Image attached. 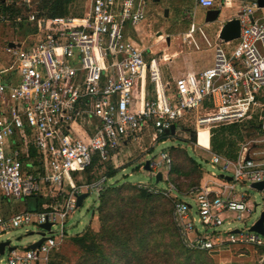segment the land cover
I'll return each mask as SVG.
<instances>
[{
  "label": "built area",
  "instance_id": "obj_1",
  "mask_svg": "<svg viewBox=\"0 0 264 264\" xmlns=\"http://www.w3.org/2000/svg\"><path fill=\"white\" fill-rule=\"evenodd\" d=\"M89 1L90 10L81 16L47 17L33 0H21L30 10L24 18L8 9L18 0H0V26L37 25L31 42L11 39L2 48L10 62L0 64V197L28 199L44 190L51 197L35 211L0 215V237L24 224L51 223L49 230L41 227L45 239L38 247L19 251L7 245V264H50L78 196H99L110 180L106 174L92 180L80 175L76 182L72 173L87 172L95 156L99 164L107 162L111 152L146 130L158 142L193 112L195 145L211 153L213 181L183 188L173 179L172 156L163 151L149 166L154 177L162 173L164 185H135L171 201L186 249L210 256L234 248L241 256L249 248L264 251V233L251 229L258 219L247 229L231 225L258 205L238 186L264 181V6L243 0L233 16L241 24L236 44L219 38L211 67L172 81L161 66L170 56L142 47L127 32L128 25L136 28L145 20L149 0ZM196 1L204 8L217 5ZM221 5L232 8L234 2ZM11 41L19 45L11 47ZM246 121H256L258 132L239 142L235 157L213 150L214 128ZM201 129L209 132L208 147L199 141ZM3 241L12 246L9 237Z\"/></svg>",
  "mask_w": 264,
  "mask_h": 264
},
{
  "label": "rangeland",
  "instance_id": "obj_2",
  "mask_svg": "<svg viewBox=\"0 0 264 264\" xmlns=\"http://www.w3.org/2000/svg\"><path fill=\"white\" fill-rule=\"evenodd\" d=\"M178 1L179 0H158L156 4H151L146 7V18L141 24H139L136 28L128 25L127 29L130 39L142 42L143 45L149 44L156 52L164 51L169 54L177 52L180 54L177 58H174L172 63H162L163 71L167 72L170 76H177L195 69L199 70V67L201 66H203V68L212 66L214 47L217 43H219V40L217 39V32L223 22L222 19L235 16L238 8L242 3H244L243 0H233L234 6L232 8L225 7L221 11L220 21L207 27L201 25V29L204 33L203 35L199 32V30L192 33L193 28L186 25V22L181 18L176 17L175 10L173 8H175L177 5L176 2ZM33 2L34 9L39 11V7L42 6L41 1L33 0ZM183 2L184 4L182 5L185 7V5H193L194 0H183ZM17 6H22L21 0H18ZM165 6L169 7L171 11V14L168 17H165L162 13V8ZM69 9L71 13H76V15H79L78 13L86 14L90 10V1L73 0V2L69 5ZM204 10L205 8H199V18L201 19H203ZM25 14L26 12L23 10V15ZM25 23L26 22L22 23L20 26L11 24L0 26V64L10 62V57L6 56L2 49L8 40H26L27 43L33 40V31L30 30L27 35L25 34L27 27V24L25 25ZM167 37H170L171 39L170 44L167 43ZM194 41L197 42V45ZM208 42H210L212 47L208 44ZM234 44H236V40L232 41V45ZM192 62L194 63L193 67H196L195 69L191 66ZM195 126V113H188L177 123L178 133L175 136L165 138L164 142L155 143L154 147H152L153 143L150 138L145 136H143L144 139H142L141 142L132 141L127 145L122 144L118 148L116 152L117 154H115L112 160L108 162L105 169H102L101 171V167H98L90 173L74 172L72 173L73 179L74 181L79 182L80 175H82L84 179L90 180L100 178L105 172L108 174V170L112 168V171H115L116 173L110 179V184L132 183L134 185L138 181L156 183L153 173L151 171L144 170L143 164L147 160L158 156L163 150L171 152L175 163L182 167L185 171H189L192 168V163L190 161L191 157L199 164L198 167L201 174L202 172L205 173V171L209 172L211 170L209 165L211 153L204 148L196 146L190 138V130H194ZM244 127V136L247 133L255 134L258 132V128H250L248 122L244 123ZM199 141L204 146H209L210 142L208 130L201 129L199 131ZM30 170L32 171L33 168H30ZM197 176H199V173L198 175L192 174L190 177L182 175L177 177V181L181 182L184 186H188L192 180L197 178ZM159 185L163 186L164 182L160 181ZM238 187L239 190L245 192L249 196L252 203H258L256 211L247 215L245 218L234 220L231 224L234 227L247 229L253 222L260 218L262 211H264V197L260 191L253 189L249 184ZM64 190L67 191L68 187ZM100 203V197L96 193L92 192L84 199L83 204L77 207L74 212L70 214L65 224L66 236L64 237L61 245H59L58 248L52 252L51 260L55 254H58V260H60L62 264H101V255L96 254L94 256H89V254H87L73 239L75 236L83 235L89 230L101 233L100 213L99 211L97 212ZM153 207L156 217L153 222V226H157L158 229L161 230L162 236H158L156 241L160 244V251L162 252L165 245H168L170 242L169 234L174 231L170 216V209H172V206L170 202H167L164 199L162 200V198H158L153 203ZM27 209L35 211V197H29L28 201H26V198L8 199L0 197V215L2 216L18 213ZM134 217L135 215L130 216L131 219ZM128 224L131 225V221H129ZM41 231V226L36 222H32L12 228L8 234L0 237V241L7 240L9 237L12 241V246L17 247L19 251H24L27 250L31 244L42 238V235L39 233ZM175 240H178L176 234ZM261 248L262 247H259V250ZM153 254L154 253H152V255ZM8 256V252L0 255V260H2L0 261V264H7ZM148 256H151V254H148ZM165 256L166 258L164 259L165 261L163 264H178V258L176 257L175 251H173L170 255ZM202 257L203 260H201V262H194L193 264H259V257L252 254L251 251L245 252L243 256L240 255L239 251H236V253L226 252L225 254L223 252V254L221 253L215 255V257L204 254ZM123 261L125 262L126 259L123 258Z\"/></svg>",
  "mask_w": 264,
  "mask_h": 264
},
{
  "label": "trees",
  "instance_id": "obj_3",
  "mask_svg": "<svg viewBox=\"0 0 264 264\" xmlns=\"http://www.w3.org/2000/svg\"><path fill=\"white\" fill-rule=\"evenodd\" d=\"M40 1L42 6L39 7V12L41 15L47 17L83 15V13H78L79 15H76V13L70 12L69 5L73 0ZM8 9L22 12V14L24 10L26 12V14L23 15L25 18L29 16L30 12V10L24 6H17L14 3H11ZM11 25L18 26V24ZM30 30L33 32L36 31L37 25L34 23L28 24L25 34L27 35ZM244 123L223 125L214 128L212 130V148L221 154L235 157L238 152V144L245 137ZM248 123L250 128L257 127L256 121ZM163 137L165 136H162L159 140H162ZM190 159L192 168L189 171H185L175 163L173 158L172 176L173 179L177 181V177L179 176L185 175L190 177L192 174L198 175L199 173V176L190 182L189 186H192L198 184L201 172L198 167L199 164L193 158L190 157ZM106 166V162L99 164V160L97 156H95L87 172L90 173L98 167H101L102 171ZM115 173L116 172L112 171V168H110L108 174L106 172L104 174L112 178ZM99 197L101 203L97 212L99 211L100 213L101 233L89 230L83 235L75 236L73 239L87 254H89V256H94L96 254L101 255V264H163L166 258L165 255H170L173 251H175L176 257L178 258V264L198 263L203 260L202 255L206 254L210 256L206 252L189 250L182 245L172 221V209H170V216L174 231L169 234V244L165 245L162 252L160 251V244H158L156 239L158 236L162 235L161 230H159L157 226H153V222L156 219L153 203L158 198H162V200L164 199L171 203L169 199L149 195L139 190L137 186L132 183H108ZM131 215H135V217L131 219ZM129 221H131V225L128 224ZM175 234L178 239L177 241L175 240ZM152 253L154 254L152 255ZM148 254H151V256H148ZM58 258V254H55L50 264H62ZM123 258L126 259L125 262Z\"/></svg>",
  "mask_w": 264,
  "mask_h": 264
},
{
  "label": "crops",
  "instance_id": "obj_4",
  "mask_svg": "<svg viewBox=\"0 0 264 264\" xmlns=\"http://www.w3.org/2000/svg\"><path fill=\"white\" fill-rule=\"evenodd\" d=\"M187 1H189V0H187ZM158 2V0H149V2L147 3V7L149 6V5H151V4H156ZM216 2H217V5L216 6H214V7H212V8H215L214 10H219L220 12L225 8V7H228V6H226V5H221V7L219 6V4H221V3H223V0H216ZM176 6H175V8H173L174 10H175V14H176V17L177 18H179L178 16H177V6H181V7H183L184 9H187V10H189L190 11V13L192 14V16H195L196 18H198L199 20H202L201 18H199V8L200 7H202V6H200L198 3H197V1L196 0H194V3H193V5L192 4H190L189 6L188 5H185V7H187V8H185L184 7V5H182V4H184V2H183V0L182 1H178V2H176ZM202 8H204V7H202ZM229 8V7H228ZM159 9V8H158ZM211 8H205V10H204V16H203V19L205 18L206 19V21H207V12L210 10ZM169 12V13H168ZM162 13L164 14V16L165 17H168L170 14H171V11H170V9H169V7H167V6H165V7H163L162 8ZM166 13H167V15H166ZM75 16V15H74ZM229 18H233V16H231V17H228L227 19H222V24H221V26L219 27L220 29H218V32H217V39L219 40V32H220V30H221V28H222V25L229 19ZM220 19V14H219V17H218V19H217V22L218 21H220L219 20ZM216 21V20H215ZM209 22V21H208ZM193 28V27H192ZM196 30H199V32L201 33V34H203L204 35V33H203V31H202V29L201 28H197V29H195V30H193L192 31V33H195L196 32ZM191 33V34H192ZM168 38H170V37H167V43L168 44H170V42H171V39L168 41ZM238 39V38H237ZM132 40V39H131ZM132 41H134L135 43H137V44H140L142 47H147L148 49H150V50H152L153 52H155V53H166V54H168L169 56H170V60H167V61H161V66H162V63H164V62H167V63H172L173 62V60H174V58H177L180 54L179 53H177V52H175V53H173V54H169V53H167V52H164V51H162V52H156L153 48H152V46L151 45H149V44H147V45H143V43L142 42H139V41H136L135 39H133ZM145 42V41H144ZM194 43L197 45V42L196 41H194ZM208 44L212 47V45L210 44V42H208ZM198 47V46H197ZM196 47V48H197ZM215 50V49H214ZM191 63V62H190ZM213 63H214V58H213ZM213 65V64H212ZM192 68H194L193 66H194V63L192 62ZM211 67V66H210ZM196 68V67H195ZM194 68V69H195ZM200 69L199 70H193V71H187V72H184V73H182V74H180V75H177V76H170L169 74H167V72H164L163 71V69H162V71H163V75L166 77V76H168V77H166V78H168V79H171L172 81L173 80H175L176 78H178V77H180V76H182V75H184V74H186V73H190V72H199V71H201V70H204L206 67H204L203 68V66H201V67H199ZM208 68V67H207ZM176 126V132L174 133V134H172L171 132H168L166 135H165V137H163V139L162 140H159L158 142H164V139L165 138H167V137H169V136H175L178 132V130H177V124L175 125ZM194 131H195V129H194ZM256 134V133H255ZM255 134H251V133H247L246 135H245V137L241 140V141H243V140H245L248 136H253V135H255ZM143 136H145V137H149L150 138V140H151V142L153 143V146L152 147H154V145H155V143H158V142H154L153 141V135H152V130L150 129V130H146L142 135H141V138L139 139V140H131V141H126V142H124V144L123 145H127V144H129L130 142H132V141H139V142H141V140L142 139H144L143 138ZM211 141H212V138H211ZM240 141V142H241ZM194 144L196 143V141H192ZM211 145H212V143H211ZM197 146V145H196ZM238 148H239V144H238ZM151 150V149H150ZM214 150V149H213ZM163 151H167V150H163ZM163 151H161V152H163ZM215 151V150H214ZM117 151H115V152H111V154H110V158H109V160L108 161H111L112 160V158H113V156L115 155V154H117L116 153ZM160 152V153H161ZM167 152H169V151H167ZM217 152V151H216ZM170 153V155L172 156V154H171V152H169ZM237 155V154H236ZM160 156V154L158 155V156H156V157H153V158H158ZM173 157V156H172ZM152 159V158H151ZM150 160V159H149ZM108 161L106 162V164H108ZM146 163V162H145ZM145 163L143 164L144 166H145ZM144 166H143V169H144ZM124 169V168H123ZM150 171H151V169H150ZM152 172V171H151ZM153 173V172H152ZM162 174V173H161ZM202 174H203V176H202ZM202 174L200 175V179H199V182H198V184H206V183H210V182H212L213 180H212V178L210 177V175L208 174V172H206L205 171V173H203L202 172ZM110 178V177H109ZM111 179V178H110ZM155 179H156V176H155ZM162 179V178H161ZM110 181V180H109ZM179 182V181H178ZM109 183V182H108ZM156 183H158V182H156ZM180 183V185L183 187V188H186V187H189V185L188 186H184L181 182H179ZM36 198V210L38 209V208H40L42 205H43V203H46V202H48L49 201V199L51 198L50 197V195H47V193H46V191L44 190L43 192H42V194L41 195H39V196H36L35 197ZM40 199V200H39ZM26 201H28V199H26ZM8 215V214H7ZM252 252V254H255L256 256H258L259 257V264H262L261 262H260V257H261V254H262V252H263V249H260V250H258V252H256L255 250H253L252 248H249V250L247 251V252ZM226 252H232V253H236V249L234 248V249H232V250H230V251H225L224 252V254L226 253ZM223 254V253H222ZM234 255V254H233ZM214 257H215V255H214ZM217 258V257H216ZM218 258H221V257H218Z\"/></svg>",
  "mask_w": 264,
  "mask_h": 264
},
{
  "label": "water",
  "instance_id": "obj_5",
  "mask_svg": "<svg viewBox=\"0 0 264 264\" xmlns=\"http://www.w3.org/2000/svg\"><path fill=\"white\" fill-rule=\"evenodd\" d=\"M258 3L260 6H264V0H258ZM221 12L219 10H209L207 12V21L212 22L218 19L219 14ZM167 15V13H166ZM240 32H241V24H240V19L237 17H233V18H229L223 25L222 28L219 32V38L223 41H231L234 39H237L240 36ZM170 40V38H168V41ZM19 44H16L15 42L11 41L9 43V46L11 47H16ZM172 134H174L176 132V126L173 125L171 130L169 131ZM190 138L192 141H196L197 140V133L194 130H190ZM144 170L146 171H150V166H149V160L146 161L145 166H144ZM162 178V174L161 172H159L156 175V182H159ZM229 178V177H228ZM250 187H252L255 190L260 191L263 194L264 197V181L263 182H254L250 184ZM88 193H83L80 194L78 196V203L77 206H81L83 204L84 199L88 196ZM36 210V209H35ZM41 227L46 228L47 230H49L51 228V223H44L41 225ZM252 230L254 231H258L261 233H264V211H262L260 218L257 220V222L251 227ZM42 235V238L37 241L34 242L33 244H31L29 246V248H36L38 247L43 241H44V237L43 235L45 234L43 231L39 232ZM9 246V250H13L15 248V246H11L9 241H3L0 242V253L3 254L5 247Z\"/></svg>",
  "mask_w": 264,
  "mask_h": 264
},
{
  "label": "flooded vegetation",
  "instance_id": "obj_6",
  "mask_svg": "<svg viewBox=\"0 0 264 264\" xmlns=\"http://www.w3.org/2000/svg\"><path fill=\"white\" fill-rule=\"evenodd\" d=\"M215 8H211L210 10H214ZM177 16L179 18H181L183 21H185L186 25H188L189 27H193V30L197 29V28H201V25L204 26H209L212 24H216V21H212V22H208L206 21V19H202L199 20L198 18H196L195 16H192V14L190 13L189 10L184 9L181 6H177Z\"/></svg>",
  "mask_w": 264,
  "mask_h": 264
}]
</instances>
